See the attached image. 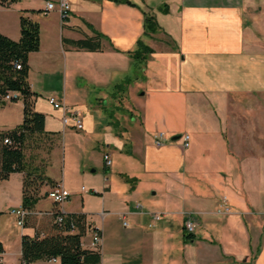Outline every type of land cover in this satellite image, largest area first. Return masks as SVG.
Returning <instances> with one entry per match:
<instances>
[{
	"label": "crops",
	"instance_id": "0c3cea01",
	"mask_svg": "<svg viewBox=\"0 0 264 264\" xmlns=\"http://www.w3.org/2000/svg\"><path fill=\"white\" fill-rule=\"evenodd\" d=\"M126 1L68 0L65 19L45 0L0 5V33L12 41L21 12L39 24L27 80L49 137L26 159L69 193L60 206L39 199L19 227L11 211L21 208L23 175L0 181V260L20 264L22 236L52 234L59 211L99 230L96 264H264V0ZM145 16L159 27L149 36ZM96 35L97 51L73 44ZM138 40L151 49L141 62L129 55ZM49 98L79 112L83 129L64 126ZM22 119L21 101L0 106V132ZM157 132L167 138L160 149ZM153 213L164 218L150 227ZM186 214L198 223L190 240Z\"/></svg>",
	"mask_w": 264,
	"mask_h": 264
},
{
	"label": "trees",
	"instance_id": "16d2710c",
	"mask_svg": "<svg viewBox=\"0 0 264 264\" xmlns=\"http://www.w3.org/2000/svg\"><path fill=\"white\" fill-rule=\"evenodd\" d=\"M18 0H0L2 7H10ZM115 2L128 3L126 0ZM28 11L20 14V38L17 42L8 39L0 33V106L8 94H17L10 102H22L23 119L14 129L0 132V181L7 180L13 173L23 175L21 208L27 213L34 209L39 199L47 194L41 193L43 186L55 187L54 182L44 176L38 167H32L26 159V152L48 139L44 133V116L35 111L37 95L31 91L28 83V57L30 53L39 50V24L27 16ZM159 29L152 16H145L144 34L149 36ZM100 35L93 40L74 42L78 49L97 51L100 49ZM151 49L141 40L129 55L137 62L145 59ZM16 65L20 69H16ZM5 140L7 142H5ZM61 221L53 220V233L49 235L21 238V263L32 264L37 261H56L60 264H87L98 263V250H85L81 245V238L89 231L86 217L81 214H63ZM1 216V213H0ZM54 216V218H55ZM26 217V216H25ZM24 217V220H25ZM23 220V223H24ZM89 227V228H88ZM193 235L184 233L185 240L192 239ZM4 252L0 241V256Z\"/></svg>",
	"mask_w": 264,
	"mask_h": 264
},
{
	"label": "built area",
	"instance_id": "2783aa9c",
	"mask_svg": "<svg viewBox=\"0 0 264 264\" xmlns=\"http://www.w3.org/2000/svg\"><path fill=\"white\" fill-rule=\"evenodd\" d=\"M45 5H46V11L48 12L54 11V10L58 11L62 19H65L68 13L70 12V5L68 3V0H57L56 2L52 0H45ZM16 69H20V66L16 65ZM16 97H17V94H8L7 96L4 97L3 102L5 103L10 102L11 98H16ZM47 101L55 110L62 111L63 113L62 122L64 126L72 122L75 130L81 131L83 129L82 116L79 112L69 110L64 105V103L57 102L53 98H49ZM180 141H181V147L184 150H186L190 145V137L187 134H183L180 137ZM5 142L7 141L5 140ZM166 142H167V138L165 136V133L157 132L154 135L153 144L156 149H160L164 147ZM103 162L106 168L111 167V164H112L111 158L106 153L103 154ZM82 190H84V188H82ZM47 197L50 198L55 204L60 206L68 200L69 193L61 187H55L48 192ZM221 202H222V209L224 213H229L230 208L228 207L226 198H222ZM136 208L141 210L140 204H137ZM11 214L15 216L17 220L16 224L19 227H22L24 217L26 216V212L22 208H18V209L12 210ZM149 216L151 219L150 227H153L158 221L164 218L163 214H158V213L149 214ZM54 219L56 222H60L61 215L60 214L56 215ZM121 219L123 222V226L127 227L128 224L126 222L125 214L121 215ZM182 225H183V230L186 234L194 235L196 232L197 226H198L196 216L193 214H186L184 216ZM90 232H91L90 247L94 250L100 251V247L102 244V237H101L99 230L90 228ZM0 264H3L1 260H0Z\"/></svg>",
	"mask_w": 264,
	"mask_h": 264
},
{
	"label": "water",
	"instance_id": "95a60500",
	"mask_svg": "<svg viewBox=\"0 0 264 264\" xmlns=\"http://www.w3.org/2000/svg\"><path fill=\"white\" fill-rule=\"evenodd\" d=\"M4 105H5V102L2 103V106H4ZM174 140H177V138H175Z\"/></svg>",
	"mask_w": 264,
	"mask_h": 264
},
{
	"label": "rangeland",
	"instance_id": "374dc122",
	"mask_svg": "<svg viewBox=\"0 0 264 264\" xmlns=\"http://www.w3.org/2000/svg\"><path fill=\"white\" fill-rule=\"evenodd\" d=\"M16 230L18 231V230H20V228L16 227Z\"/></svg>",
	"mask_w": 264,
	"mask_h": 264
}]
</instances>
